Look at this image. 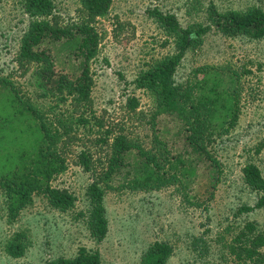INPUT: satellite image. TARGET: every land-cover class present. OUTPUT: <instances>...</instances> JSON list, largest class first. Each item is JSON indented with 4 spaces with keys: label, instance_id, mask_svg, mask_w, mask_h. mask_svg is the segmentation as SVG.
Returning <instances> with one entry per match:
<instances>
[{
    "label": "rangeland",
    "instance_id": "obj_1",
    "mask_svg": "<svg viewBox=\"0 0 264 264\" xmlns=\"http://www.w3.org/2000/svg\"><path fill=\"white\" fill-rule=\"evenodd\" d=\"M24 1L0 0V109L2 104L5 110L11 109L10 98L16 95L37 111L36 121L44 120L58 130L56 146L67 168L51 183L68 189L76 201L69 210L59 211L44 194L35 193L19 217L11 220L6 193L0 187V264H48L74 257L83 246L99 251L104 264H140L156 241L174 248L166 264H231L229 245L242 224L256 220L264 226V208L239 211L241 206H254L258 198L245 182L244 166L255 163L264 176V36H228L211 25L202 41L187 49L175 73V81L184 82L200 65L236 72L240 115L236 126L210 145L222 173L207 204H191L176 181L154 188L107 189L104 205L109 230L99 239L91 233L92 204L87 191L101 162L110 156L112 135L107 137V128L124 127L130 137L159 153L151 121L156 97L137 88L135 79L150 62L174 52L175 43L152 11L174 14L182 27H194L211 24V2L226 12L264 10V0H112L108 12L94 22L100 43L90 61L94 83L86 106L42 85L38 68L47 64L18 60L31 22L51 18L30 15ZM52 1L60 23L80 17L81 0ZM70 51V42H51L55 67L76 74L75 62L67 58ZM132 98L138 101L133 111L129 107ZM6 124L0 125V155L12 146L7 142ZM82 150L94 159L93 170L81 165ZM12 241L24 245L23 255L8 252Z\"/></svg>",
    "mask_w": 264,
    "mask_h": 264
},
{
    "label": "trees",
    "instance_id": "obj_2",
    "mask_svg": "<svg viewBox=\"0 0 264 264\" xmlns=\"http://www.w3.org/2000/svg\"><path fill=\"white\" fill-rule=\"evenodd\" d=\"M81 3L80 17L64 25L53 14L52 0H25L23 5L30 15L51 18L31 22L23 37L18 60L26 64L32 61L47 64L38 68L42 85L63 99L72 97L86 106L90 105L94 83L90 61L96 56L100 43L94 22L108 12L112 0H81ZM209 9L211 24L194 27H182L174 14L152 11L175 43L174 52L150 62L135 79L137 88L149 90L156 97V111L151 121L159 153L130 137L124 127L107 128V137L112 135L110 156L101 162L87 191L92 204L91 233L99 239L109 230L104 205L107 189L154 188L176 181L193 205H205L213 197L222 168L210 145L229 133L238 122L236 72L200 65L184 82L175 81V73L187 49L200 43L211 25L228 36L263 37L264 10L252 7L246 11L220 12L212 2ZM52 41L71 43L67 58L75 62L76 74L55 67ZM10 104L11 109L5 110V104L0 109V125L8 122L5 129L10 138L7 142L12 144L11 149L5 147L8 151L0 155V187L6 193L9 219L16 220L32 202L35 193L44 194L49 204L59 211L69 210L74 206L76 196L51 183L67 168L66 158L56 146L58 130L44 120L36 121L37 111L16 95L12 94ZM137 105V99L132 98L130 110ZM79 161L86 170L95 168L94 159L86 151L79 153ZM243 174L246 184L257 192L258 198L254 206H241L239 211L264 208V176L260 167L248 163ZM229 247L233 256L231 264H264V251L261 250L264 226L256 220H246L234 234ZM7 250L13 256H21L25 247L12 241ZM173 250L170 243L156 241L143 254L140 264H166ZM48 264L104 263L99 251L83 246L74 257H61Z\"/></svg>",
    "mask_w": 264,
    "mask_h": 264
}]
</instances>
